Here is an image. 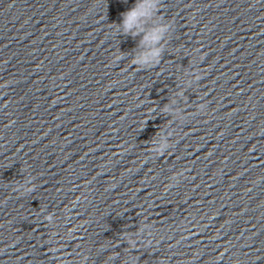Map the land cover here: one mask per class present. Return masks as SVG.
<instances>
[{"label": "clouds", "instance_id": "1", "mask_svg": "<svg viewBox=\"0 0 264 264\" xmlns=\"http://www.w3.org/2000/svg\"><path fill=\"white\" fill-rule=\"evenodd\" d=\"M160 2L161 0H137L130 10L121 13L122 23L116 26L121 35H131L133 38L137 36L141 37L139 46L147 49L143 55V59L145 62L155 60L153 67L159 64L162 48L157 45H159L163 39V34L167 31V25L148 26L153 16L160 11ZM120 58L122 56L115 57V59ZM133 65L136 66L135 58ZM34 190V187L27 189V191ZM45 219L50 221L51 215H48Z\"/></svg>", "mask_w": 264, "mask_h": 264}]
</instances>
